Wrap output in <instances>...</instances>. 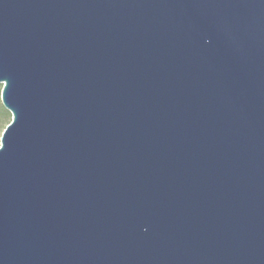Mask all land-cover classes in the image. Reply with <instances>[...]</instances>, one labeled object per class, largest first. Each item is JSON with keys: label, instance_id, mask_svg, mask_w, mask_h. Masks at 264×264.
<instances>
[{"label": "water", "instance_id": "95a60500", "mask_svg": "<svg viewBox=\"0 0 264 264\" xmlns=\"http://www.w3.org/2000/svg\"><path fill=\"white\" fill-rule=\"evenodd\" d=\"M0 264H264V0H0Z\"/></svg>", "mask_w": 264, "mask_h": 264}, {"label": "rangeland", "instance_id": "374dc122", "mask_svg": "<svg viewBox=\"0 0 264 264\" xmlns=\"http://www.w3.org/2000/svg\"><path fill=\"white\" fill-rule=\"evenodd\" d=\"M2 89L3 85L0 84V144H1V137L3 134L4 129L10 123L12 115L11 113L5 109L2 103Z\"/></svg>", "mask_w": 264, "mask_h": 264}]
</instances>
